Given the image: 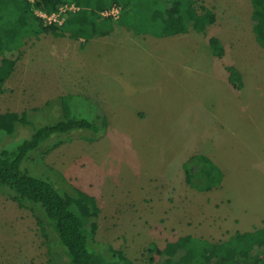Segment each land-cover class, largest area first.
<instances>
[{
  "label": "rangeland",
  "instance_id": "1",
  "mask_svg": "<svg viewBox=\"0 0 264 264\" xmlns=\"http://www.w3.org/2000/svg\"><path fill=\"white\" fill-rule=\"evenodd\" d=\"M199 2L209 17L204 32L155 37L115 25L88 41L32 39L0 93V112L24 111L29 121L0 132V148L38 127L91 122L51 134L21 168L62 193L93 196L96 240L121 259L141 261L151 241L162 248L180 235L216 241L264 227V47L252 31L253 0ZM176 24L168 10L164 29ZM209 36L222 42V58L212 54ZM225 65L241 72V90L228 82ZM195 153L220 167L218 187L190 186L185 163ZM67 261L39 209L0 192V264Z\"/></svg>",
  "mask_w": 264,
  "mask_h": 264
},
{
  "label": "trees",
  "instance_id": "2",
  "mask_svg": "<svg viewBox=\"0 0 264 264\" xmlns=\"http://www.w3.org/2000/svg\"><path fill=\"white\" fill-rule=\"evenodd\" d=\"M65 3H73L78 9L65 12L61 23H47L36 13L38 9L51 13ZM113 5L119 8L117 17L102 14ZM168 10L173 11L177 24L166 31L164 18ZM208 24L206 7L199 0H0V93L29 41L44 34L88 41L110 34L118 25L137 35L163 37L177 32H204ZM251 25L255 41L264 47V0H253ZM207 43L214 56H224L225 48L219 38L209 36ZM224 68L228 82L241 90L239 70L232 65ZM28 123L24 111L0 112V132L11 134L17 124ZM90 125L84 118H70L36 128L29 138L12 148H0V192L20 207L31 203L39 209L63 241L68 264H264V227L246 230L241 237L230 235L216 241L180 235L166 241L162 248L151 241L142 251L141 261L121 259L105 251L96 240L100 208L93 196L79 189L75 195L62 193L50 181L21 168L28 153L51 134ZM59 144L61 141L52 147ZM185 168L190 186L198 191L221 184L220 167L205 154H191ZM77 201L86 204L87 214L80 211ZM36 219L41 226V218Z\"/></svg>",
  "mask_w": 264,
  "mask_h": 264
},
{
  "label": "built area",
  "instance_id": "3",
  "mask_svg": "<svg viewBox=\"0 0 264 264\" xmlns=\"http://www.w3.org/2000/svg\"><path fill=\"white\" fill-rule=\"evenodd\" d=\"M78 7L75 6L73 3H65L61 5L57 10L47 13L43 10L38 9L36 11L37 15L41 17L45 22L51 23V22H56V23H61L63 21V14L68 11H75L77 10ZM119 12V8L115 5L110 7L109 9L105 10L102 12L103 15H113L114 17H117V14Z\"/></svg>",
  "mask_w": 264,
  "mask_h": 264
},
{
  "label": "crops",
  "instance_id": "4",
  "mask_svg": "<svg viewBox=\"0 0 264 264\" xmlns=\"http://www.w3.org/2000/svg\"><path fill=\"white\" fill-rule=\"evenodd\" d=\"M80 40H82V39H80ZM240 72V71H239ZM241 73V72H240ZM226 76H227V72H226ZM232 86V85H231ZM235 89V88H234ZM221 141H222V139L220 140H218V141H216L215 143H221Z\"/></svg>",
  "mask_w": 264,
  "mask_h": 264
}]
</instances>
